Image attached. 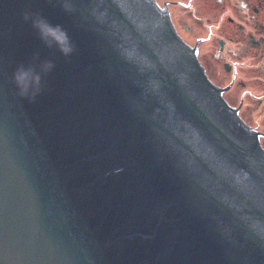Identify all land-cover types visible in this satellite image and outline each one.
<instances>
[{"label": "water", "instance_id": "1", "mask_svg": "<svg viewBox=\"0 0 264 264\" xmlns=\"http://www.w3.org/2000/svg\"><path fill=\"white\" fill-rule=\"evenodd\" d=\"M0 0V264H264V157L155 0ZM24 11L75 44L46 48ZM51 60L35 103L20 63Z\"/></svg>", "mask_w": 264, "mask_h": 264}, {"label": "flooded vegetation", "instance_id": "2", "mask_svg": "<svg viewBox=\"0 0 264 264\" xmlns=\"http://www.w3.org/2000/svg\"><path fill=\"white\" fill-rule=\"evenodd\" d=\"M168 2L176 3L188 10L193 19L200 17L210 19L214 15L220 16L219 20L207 26L206 29L210 44L217 46L213 57L217 58L216 54L219 55L224 71L230 73V80L227 82L229 88L226 92L234 84L238 88L242 87L246 80L241 78V74L242 77H249L252 70V79L255 84L249 85L252 90H255L254 96H252L254 102L252 106L255 105L264 112V0H196L197 6H195L194 0H168ZM214 30L221 35L215 44ZM248 57L255 60L252 67H249L245 62ZM240 58L242 62H240ZM234 67L243 68L238 72L240 79L236 83ZM212 68L211 66L210 69ZM217 75L221 79L223 78L219 69H217ZM245 94L246 91L243 92V95ZM260 118V115L256 114L254 122L260 129H263L264 115ZM258 131L264 135V131Z\"/></svg>", "mask_w": 264, "mask_h": 264}, {"label": "clouds", "instance_id": "3", "mask_svg": "<svg viewBox=\"0 0 264 264\" xmlns=\"http://www.w3.org/2000/svg\"><path fill=\"white\" fill-rule=\"evenodd\" d=\"M61 9L65 13L74 11L73 0H59ZM22 20L30 23L38 38L48 49H55L63 57L68 58L75 52V44L68 31L60 24H53L47 17L39 12L24 11ZM33 60H40L39 53L33 54ZM55 67L51 60H40L39 64L20 63L12 73L11 80L16 88V94L29 103H35L37 97L45 88L44 78Z\"/></svg>", "mask_w": 264, "mask_h": 264}, {"label": "rangeland", "instance_id": "4", "mask_svg": "<svg viewBox=\"0 0 264 264\" xmlns=\"http://www.w3.org/2000/svg\"><path fill=\"white\" fill-rule=\"evenodd\" d=\"M163 0H156L158 4L161 3ZM195 6L198 5L196 0H194ZM193 2V3H194ZM171 22L174 24V26L177 27L179 35L183 38L184 41H186L189 45H192L195 42V39L198 37H205L207 29L206 27L209 24L215 23L217 20L220 19L219 15H214L210 19H206L205 17H202L200 19H193L190 17V12L188 10L182 8L176 3L171 4ZM199 24V25H195ZM193 26H199L196 30L193 29ZM221 38L220 33H216V31H213V40L214 44L216 40H219ZM207 45V46H206ZM200 47V53L197 55L198 59L200 60V63L205 67L206 73L210 77V80L212 79L215 85L218 86H224L229 80H230V73L225 72L222 66V60L220 59L219 56L213 57V54L216 50L215 45L210 44L209 40L208 41H201L198 44V48ZM206 49V50H205ZM209 56V57H208ZM240 62H242V59H239ZM219 62V70L221 72V76L223 78L221 79L217 75V63ZM246 64L249 67H252L255 64V60H252L251 57L246 58L245 60ZM211 66L213 67L212 69ZM243 68L238 67V72ZM212 70V71H211ZM253 74V73H252ZM239 76L237 74V77L235 79V83L239 80ZM241 90H245L246 94L244 96V105L243 102L239 103L240 100V92ZM255 91H251L247 89L245 84L238 88L235 85L231 87L230 90H228L225 94H223L224 99L232 104V105H239L240 107V115L241 117L251 126H255L256 128H259L257 125H254V119L256 117V114H259L260 117L262 118L263 116V110H260L258 107H252L250 106V98L253 99ZM233 96V97H232ZM243 99V100H244ZM243 105V107H242ZM260 129V128H259ZM263 130V129H260ZM264 131V130H263ZM262 145L264 146V139H262Z\"/></svg>", "mask_w": 264, "mask_h": 264}]
</instances>
